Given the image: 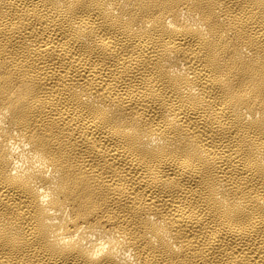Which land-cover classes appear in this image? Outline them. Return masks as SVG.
<instances>
[{"label": "bare ground", "instance_id": "1", "mask_svg": "<svg viewBox=\"0 0 264 264\" xmlns=\"http://www.w3.org/2000/svg\"><path fill=\"white\" fill-rule=\"evenodd\" d=\"M0 264H264V0H0Z\"/></svg>", "mask_w": 264, "mask_h": 264}]
</instances>
